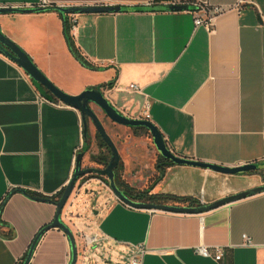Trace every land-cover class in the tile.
Returning a JSON list of instances; mask_svg holds the SVG:
<instances>
[{"label":"crops","instance_id":"crops-1","mask_svg":"<svg viewBox=\"0 0 264 264\" xmlns=\"http://www.w3.org/2000/svg\"><path fill=\"white\" fill-rule=\"evenodd\" d=\"M43 1L75 7L190 6L67 15L69 23L74 19L75 45L99 70L72 56L57 11L0 14V28L63 92L77 95L114 80L112 88L100 89L124 115L139 118L148 103L150 121L176 155L224 166L264 160V0H0V7ZM214 7L222 11L213 15L211 28L195 26V16L207 19ZM109 122L117 138L102 124L120 156L118 179L131 192L190 196L204 204L245 189L215 184L225 174L180 165L167 167L153 184L152 142L141 131ZM87 130L82 167L102 168L93 159L106 151L91 121ZM83 140L80 111L51 100L0 54V264H22L33 238L55 214V204L22 190L56 195L72 177ZM255 174L225 176L246 177L253 186ZM105 179L91 174L78 179L62 209L77 245L75 264H128L140 248L141 264H264V193L183 214L129 207ZM83 233L100 237L85 252ZM244 234L252 245L243 244ZM199 245L211 257L197 253ZM216 249L219 261L213 259ZM69 259L66 234L50 228L28 264Z\"/></svg>","mask_w":264,"mask_h":264},{"label":"water","instance_id":"water-1","mask_svg":"<svg viewBox=\"0 0 264 264\" xmlns=\"http://www.w3.org/2000/svg\"><path fill=\"white\" fill-rule=\"evenodd\" d=\"M191 10L190 6L185 4H163V5H147V6H133V7H120V6H85V7H75V6H24V7H13L4 6L0 7V14L9 13H39L46 11H57L63 21H65L67 15L79 14V13H101V12H131V11H183ZM0 54L8 58L9 60L16 63L23 71L30 77L32 83L38 87L40 91H47L55 99L64 105L71 106L80 111L83 122V145L81 150L76 155L75 169L73 171L72 177L70 178L67 185L60 198L55 202L56 210L54 217L50 223L43 226L35 235L29 248L26 252V256L22 264H28L34 248L41 237V235L50 228L61 229L67 236L70 246V259L68 264H75L77 260V245L74 236L69 229V227L62 221L61 213L64 205L66 204L69 196L71 195L76 182L78 179L85 175H97L103 176L107 180V185L112 191L114 196L120 200L122 203L129 207L135 209H147V210H157L166 211L173 213H183V214H198L208 212L210 210L216 209L223 205L233 203L235 201L251 197L257 194L264 193V184L255 186L237 193L227 195L225 197L219 198L210 203H200L196 206H180L172 204H157L148 203L143 201H138L128 197L117 185L115 179V168L117 167L120 156L112 141L111 137L106 132L102 122L95 113L91 106L98 108L104 113V115L113 123L121 125L128 128L142 127L145 128L150 136L152 144L155 147L158 155L165 159L170 160L175 165L180 166H191L195 168L208 169L213 172L225 174V175H242L250 171H261L264 170V160L261 162L246 163L237 166H224L214 163H207L198 161L196 159L183 157L173 153L162 133L157 128V126L150 120L143 118H131L120 112L102 93L100 88L89 87L84 89L81 93L77 95H70L59 88H57L49 79L37 68L33 63L32 59L12 40L3 34L0 28ZM91 121L95 131L98 133L102 141L106 144L110 150V159L106 166L102 168L98 167H82V157L87 151V121ZM40 201L51 202L48 198H37Z\"/></svg>","mask_w":264,"mask_h":264},{"label":"trees","instance_id":"trees-1","mask_svg":"<svg viewBox=\"0 0 264 264\" xmlns=\"http://www.w3.org/2000/svg\"><path fill=\"white\" fill-rule=\"evenodd\" d=\"M70 30H71V24L67 21V18L64 21V36H65V40L68 46V49L70 51V53L72 54V56L85 68L87 69H91V70H99L98 67H96L95 65H93L91 62H89L84 55L81 53V51L79 50V48L75 45L71 35H70ZM114 84V80L109 81L107 84L104 85H99V87H95V88H103V87H108V88H112ZM50 99L57 102L58 100L55 99L52 95H50ZM135 133L138 131L141 132H147V130L145 128L142 127H134L132 128ZM87 137H88V130H87ZM95 137L98 141L99 147L100 148H104L106 151V155H102V153L100 152L97 156L94 157V161L97 162L98 164H101L103 166H106L109 159H110V150L108 149V147L106 146V144L102 141V139L100 138V136L98 135V133H95ZM87 148H88V143H87ZM175 165L173 162H171L168 159L163 158L162 156L158 155L157 156V160H156V164H155V170L157 172V176L154 178V183L158 182L159 180L162 179L164 173H165V169L167 167L173 166ZM118 169H119V163L117 165V167L115 168V179H116V183L118 185V187L130 198L138 200V201H143V202H148V203H157V204H172V205H180V206H196L200 204V201L194 197H190V196H177V195H170V194H166V195H162V194H149L148 190H144V191H138V192H131L130 189L127 187V185H125L123 182H121L118 179ZM260 171H250L248 173L245 174H253V173H259ZM97 176V175H95ZM99 178H103V176H98ZM105 181L107 182V180L105 179ZM64 188H62L56 195L52 196V197H44L42 195H39L35 192H31V191H27V190H22V192L33 198V199H37V198H48L51 200V203L55 204V202L60 198L62 192H63ZM4 223L0 220V226H3ZM26 256V254L24 255V257ZM23 257V259H24Z\"/></svg>","mask_w":264,"mask_h":264},{"label":"built area","instance_id":"built-area-1","mask_svg":"<svg viewBox=\"0 0 264 264\" xmlns=\"http://www.w3.org/2000/svg\"><path fill=\"white\" fill-rule=\"evenodd\" d=\"M243 0H240L239 2H242ZM176 4H180V3H176ZM36 6H39V7H46V6H51V5H48L46 4L44 1ZM13 7H24V6H13ZM222 11V8L221 7H214L211 11H209V15H208V18L207 19H203L201 17H198V16H195L194 18V24L195 26H204L206 28H211L212 26V17L215 13H219ZM70 24L71 26H73L74 24V19L70 16ZM130 88H133V89H137V86L134 85V84H131L130 85ZM144 112H143V115H142V118L143 119H146V120H150V115L149 113L147 112L148 110V103H145L144 104ZM100 240V237L99 235L97 234H91V235H88V234H85L83 233L82 234V242H83V251L85 252V250L91 248L93 245H95L96 243H98ZM243 244L244 245H252V242L250 240V238L247 236V235H243ZM196 252L203 255V256H206V257H211V254L208 250V248L204 245H199L196 247ZM144 253V250L143 249H138V253L133 255L130 259H129V262L128 264H141V258H142V254ZM222 257V253H221V250L220 249H216V253L215 255L213 256V259H215L216 261H219Z\"/></svg>","mask_w":264,"mask_h":264},{"label":"rangeland","instance_id":"rangeland-1","mask_svg":"<svg viewBox=\"0 0 264 264\" xmlns=\"http://www.w3.org/2000/svg\"><path fill=\"white\" fill-rule=\"evenodd\" d=\"M93 109H94L95 113L97 114V116L99 117L100 121L106 125V128L109 130V132L112 135H116V138H117V136H118L117 130L112 125H110L109 119L98 108H93ZM141 116L139 118H142ZM87 123H89V121H87ZM143 133L145 136L148 137V140L151 143L152 141H151V136H150L149 132L147 131V132H143ZM120 134H123V132L121 131ZM151 150L153 153V160L154 159L157 160L158 153L156 152L155 147L152 143H151ZM255 175H257V176H255L256 184H254L253 186L251 183H253L254 180L251 181V179L248 180L246 177H241V176H225V175L221 176V179L216 181L215 184H218L220 187H223L226 185V186L232 187V188H239V189L245 188L244 190L264 184V170H261L259 173L255 174ZM237 192H239V191H237Z\"/></svg>","mask_w":264,"mask_h":264}]
</instances>
